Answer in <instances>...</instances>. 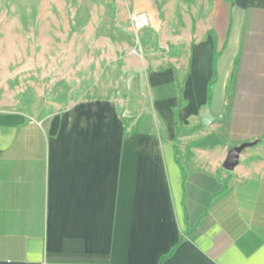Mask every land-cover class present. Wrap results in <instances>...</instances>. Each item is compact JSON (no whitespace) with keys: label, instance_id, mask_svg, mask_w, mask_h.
Wrapping results in <instances>:
<instances>
[{"label":"crops","instance_id":"crops-1","mask_svg":"<svg viewBox=\"0 0 264 264\" xmlns=\"http://www.w3.org/2000/svg\"><path fill=\"white\" fill-rule=\"evenodd\" d=\"M164 1L169 60L142 37L146 94L0 110V264H264V141L223 165L264 136V0ZM208 106L225 115L205 125Z\"/></svg>","mask_w":264,"mask_h":264},{"label":"rangeland","instance_id":"rangeland-1","mask_svg":"<svg viewBox=\"0 0 264 264\" xmlns=\"http://www.w3.org/2000/svg\"><path fill=\"white\" fill-rule=\"evenodd\" d=\"M138 1L0 0V110L41 119L62 110V95L121 96L125 82L146 94L142 37L158 32L156 57L169 60L171 8L152 0L158 24L136 30Z\"/></svg>","mask_w":264,"mask_h":264},{"label":"water","instance_id":"water-1","mask_svg":"<svg viewBox=\"0 0 264 264\" xmlns=\"http://www.w3.org/2000/svg\"><path fill=\"white\" fill-rule=\"evenodd\" d=\"M222 115H225V112L222 114ZM222 115L220 116H214L212 115V113L210 112V108L209 106L206 108V111H205V114L202 118V122L205 124V125H209L211 124L213 121L215 120H218L220 118H222ZM258 141L257 140H253V141H246V142H242L241 144L239 145H236V146H233L227 156H226V159L224 161V167L226 169H229V170H232L239 162V158H240V155L241 153L247 148V147H250V146H253L255 144H257Z\"/></svg>","mask_w":264,"mask_h":264},{"label":"built area","instance_id":"built-area-1","mask_svg":"<svg viewBox=\"0 0 264 264\" xmlns=\"http://www.w3.org/2000/svg\"><path fill=\"white\" fill-rule=\"evenodd\" d=\"M133 26L136 30H140L149 24V17L144 13H134L131 16Z\"/></svg>","mask_w":264,"mask_h":264},{"label":"trees","instance_id":"trees-1","mask_svg":"<svg viewBox=\"0 0 264 264\" xmlns=\"http://www.w3.org/2000/svg\"><path fill=\"white\" fill-rule=\"evenodd\" d=\"M180 107H181V104H180ZM175 116H176V121H175V123H176V128H177V135H179L180 132H181V127L179 126V124H178V119H177L178 111H176ZM263 141H264V136H263L262 138L259 139V142H263Z\"/></svg>","mask_w":264,"mask_h":264}]
</instances>
